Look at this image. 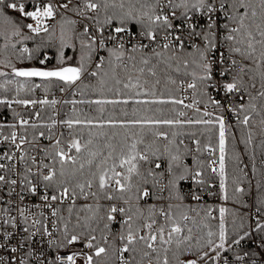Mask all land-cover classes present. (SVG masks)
I'll use <instances>...</instances> for the list:
<instances>
[{
	"label": "snow or ice",
	"instance_id": "6c2138e0",
	"mask_svg": "<svg viewBox=\"0 0 264 264\" xmlns=\"http://www.w3.org/2000/svg\"><path fill=\"white\" fill-rule=\"evenodd\" d=\"M257 149L264 0H0V264H264Z\"/></svg>",
	"mask_w": 264,
	"mask_h": 264
},
{
	"label": "trees",
	"instance_id": "16d2710c",
	"mask_svg": "<svg viewBox=\"0 0 264 264\" xmlns=\"http://www.w3.org/2000/svg\"><path fill=\"white\" fill-rule=\"evenodd\" d=\"M231 146H232L231 145V138H229V145H228V147H229V154H231ZM239 149L243 152L244 146L243 145H240L239 146ZM249 156H250V153L247 154V155H244V157H243V159L248 164V169H249V172H250V177H248V179L251 180V188H250V191H249V185L247 183H245V185H244L245 188H246V192H249L248 195H245L244 196V200L249 205H252L254 203L255 196L259 195V193L257 192V189H256V183H257V181L264 180V177L261 176V170H264V160L261 159L260 154H259V150L257 149V160L255 162L256 163L257 171H256L255 174H253V171H252V162L250 161ZM228 169H229V173H231V171H232V161L231 160H229V162H228ZM261 191L264 192V188H262ZM207 198L209 200L208 201L209 204H213V205L220 204V203H214L213 202V199L214 198H212V197H207ZM226 206L227 207H232L231 202L229 201ZM240 211L247 212V211H249V209H240ZM249 246H251V245H249Z\"/></svg>",
	"mask_w": 264,
	"mask_h": 264
},
{
	"label": "built area",
	"instance_id": "2783aa9c",
	"mask_svg": "<svg viewBox=\"0 0 264 264\" xmlns=\"http://www.w3.org/2000/svg\"><path fill=\"white\" fill-rule=\"evenodd\" d=\"M244 163L247 165L246 170L248 171V177H250V172H249V169H248V164H247V162L245 160H244ZM205 199H206L207 202L209 201L207 197H205ZM213 202L214 203H220V204L222 203V201L217 200L216 198L213 199Z\"/></svg>",
	"mask_w": 264,
	"mask_h": 264
}]
</instances>
